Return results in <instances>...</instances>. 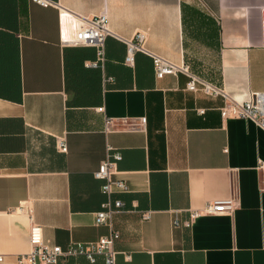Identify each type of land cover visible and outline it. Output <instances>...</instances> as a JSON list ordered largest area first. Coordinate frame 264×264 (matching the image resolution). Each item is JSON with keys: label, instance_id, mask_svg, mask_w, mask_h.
<instances>
[{"label": "crops", "instance_id": "obj_1", "mask_svg": "<svg viewBox=\"0 0 264 264\" xmlns=\"http://www.w3.org/2000/svg\"><path fill=\"white\" fill-rule=\"evenodd\" d=\"M51 1L0 0L4 264L31 250L32 219L62 247L109 233L95 221L108 197L94 172L115 151L127 185L114 194L125 203L113 219L117 264H264V128L224 118L226 98L187 90L184 74L158 78L151 54L188 62L237 101L262 93L264 0ZM101 14L113 34L104 63L92 66L95 47L64 40L80 17ZM138 33L150 53L136 51L130 64L126 41ZM233 195V213L185 224L192 210Z\"/></svg>", "mask_w": 264, "mask_h": 264}, {"label": "built area", "instance_id": "obj_2", "mask_svg": "<svg viewBox=\"0 0 264 264\" xmlns=\"http://www.w3.org/2000/svg\"><path fill=\"white\" fill-rule=\"evenodd\" d=\"M42 6L53 4L51 0H31ZM81 23L76 28L74 36L65 39L72 45H88L96 48V59L90 63L92 66H100L105 61L106 56V40L109 35L113 34L109 27V20L106 14H101L93 18L80 17ZM128 52L126 61L133 64L135 61L136 51H147L143 44L145 35L138 33L135 39L127 40ZM149 52V51H147ZM150 53V52H149ZM155 74L158 78L166 75L184 74L188 77L187 90L192 92H203L206 95L217 97L224 96L226 103L221 108L224 118H241L256 122L264 128V92L253 93L244 101H237L232 98L223 87L205 79L195 71L188 62H173L163 56L153 54ZM200 113H204L205 109H198ZM113 121L108 120L111 124ZM145 125L146 119H142ZM59 147L62 151L68 150L66 138L58 139ZM122 159L119 151L111 153L94 172L95 177L102 179V191L107 195V200L103 203L102 208L96 212L95 221L98 225H107L109 233L102 235L98 240L90 243L73 242L67 247L58 244H52L44 238L43 227L40 223L32 219L30 228L31 250L26 253L17 255L16 264H57L61 259L84 255L90 261L95 262L99 255L105 259V264H117V250L115 248L116 241L120 238L121 232L114 225V215L125 210V203L122 199L114 197L116 192L127 191L125 181L116 177L118 173V161ZM237 207V199L233 196L227 199H220L208 202L201 209H194L191 212V219L185 224L191 225L192 221L198 217L211 214L233 213ZM32 211V209H31ZM150 212H143V218L148 219ZM176 224L179 221L176 220ZM5 263V255L0 253V264Z\"/></svg>", "mask_w": 264, "mask_h": 264}]
</instances>
